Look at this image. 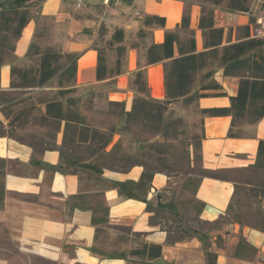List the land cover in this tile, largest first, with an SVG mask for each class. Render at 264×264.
I'll return each mask as SVG.
<instances>
[{"label":"crops","instance_id":"1","mask_svg":"<svg viewBox=\"0 0 264 264\" xmlns=\"http://www.w3.org/2000/svg\"><path fill=\"white\" fill-rule=\"evenodd\" d=\"M133 1L86 0L79 8L75 0L42 1L40 13L51 16L54 23L64 27L65 37L60 40L62 50L78 54V86L106 81L96 79L98 53L95 45L101 32L109 37L115 28H122L123 44L127 45L141 27L146 11L165 17L164 27L149 28L152 34L146 38L147 44L161 43L166 30L178 29L186 3L184 0H142L143 8L135 9L130 18L123 21L120 15L123 3L132 4ZM252 1V6L245 10L213 6L214 25L223 28L222 44L242 38L244 26H248L253 36V23L260 6L256 0ZM199 19L200 5L193 2L189 28L194 31L196 52L205 50ZM33 33L34 21L28 20L15 43L14 53L19 58L27 52ZM139 54L137 47L127 45L126 66L112 78L116 90L110 93L109 99L123 100L127 110L132 104L128 91L130 75L138 68L146 72L151 96L165 97L162 63L146 65L144 61L138 67ZM210 78L222 89L206 92L223 91L226 95L199 97L198 110L227 107L229 96L237 94L239 77L224 76L222 66H218ZM9 89L10 65L3 64L0 66V90ZM200 117L202 167L225 172L251 171L259 141L264 140V115L255 121L238 123L234 131L240 134L235 137L228 136L230 114L201 113ZM6 120L0 111V121L6 123ZM38 139L0 134V159L4 160L0 167V189L3 190L0 264H28L26 258L30 255L50 264H208L207 252L216 254L214 264H264V231L237 221L221 223L206 237L192 234L168 240L160 224L150 223L152 213L142 199L146 196L152 201L156 192L168 185L170 176L167 174L155 172L150 189L139 193L124 182L138 181L143 170L141 165H134L127 171L103 168L101 174L78 166L62 168L59 151L42 149ZM55 141L61 142V131ZM115 184H121V189ZM251 185V182L241 183L233 178L203 176L193 194L199 205L198 218L214 222L227 216L229 204L237 195L235 190L241 186L248 190ZM258 197L264 211V197Z\"/></svg>","mask_w":264,"mask_h":264},{"label":"trees","instance_id":"2","mask_svg":"<svg viewBox=\"0 0 264 264\" xmlns=\"http://www.w3.org/2000/svg\"><path fill=\"white\" fill-rule=\"evenodd\" d=\"M31 0H11L9 2L0 1V66L11 63L14 43H10V38L14 40L19 37L23 27L29 20L28 2ZM240 10L246 8L241 6ZM190 17L183 12L178 29L166 30L161 43L143 42L144 57L147 64L162 63L165 97L154 98L150 94V87L146 78V72L138 68L134 72L133 83L137 94L132 99L131 108H125L123 100H109V104L119 107L118 119L123 122V130H129L131 125L144 123L150 125L151 130L162 136L168 135V131L173 125L180 121H165L166 110L175 102L181 100L183 104H189L199 97L204 96H225L223 91L206 92L210 90H221L222 86L215 80H210L194 88L196 75L202 70L208 61L217 60L223 67L224 76L237 75L239 86L237 94L229 96L230 105L227 107H213L199 110L208 115L230 114L232 116L231 126L228 136L235 137L239 133L234 131L235 126L245 120L255 121L264 115V39L250 36L248 26H244L243 36L235 42L222 44L223 28L216 27L212 14L205 16L202 14L198 22L204 35L205 50L196 52L194 32L189 28ZM165 17L156 14H146L141 18V27L136 32L137 39H146L149 28L164 27ZM179 30H188L190 38L187 44L180 42ZM124 32L122 28H115L109 37L104 32L99 34V39L95 45L97 50L96 79L97 81L109 82L112 78L123 71L126 61V47L123 46ZM34 42L31 43V46ZM177 45V46H176ZM176 46V47H175ZM177 51V55L175 52ZM38 55L36 62L28 66L10 67V88L24 89L46 87L55 77L61 81L58 84L56 94L41 98L42 107L41 119L51 121L54 124V131L47 134V138H39L38 145L42 149H56L59 151V165L62 168L82 167L96 174L103 172L105 162H91L79 154V150L85 148L89 152V157L111 158L115 145L110 150H106L112 141L114 127L108 132L87 123L81 110L78 107V98L67 96L75 91L79 86L76 83L77 53L59 51L54 52L49 49L34 52ZM60 59L63 61L60 62ZM213 71L207 70L203 74V80L209 79ZM63 79L66 84H62ZM5 115V114H4ZM1 124V121H0ZM61 131V142L56 143L57 134ZM192 145V152L187 150L181 157L168 162L163 156H155L152 165L146 161L132 159L129 157H119L117 162L109 166L113 170L126 171L134 165H141L143 170L138 181H126L125 185H130L137 192H145L150 189L151 181L155 172L167 173V170L174 169L180 163L190 166L192 162L201 163V138ZM77 151V153H76ZM164 154V150H159ZM184 160L185 162H182ZM1 165L4 160L0 159ZM129 164V167L127 165ZM160 166V169L156 168ZM207 176L219 177L217 171L205 169ZM251 171L262 177L259 184L249 187L251 195L264 197V140L259 141L257 157L251 166ZM193 180L192 177L188 181ZM200 178L197 179L194 191ZM121 189V184H115ZM193 191V192H194ZM237 192V190H235ZM3 190H0V204ZM158 195L155 206L151 205L146 196H142L146 202V209L152 214L149 221L152 225L160 224L157 220L160 211H169L174 214L175 206L172 201H165ZM103 206H101L102 210ZM231 208V203L229 205ZM106 210V209H105ZM264 217V212L262 213ZM105 221V220H101ZM162 227V226H161ZM167 239L172 240L170 231L166 228ZM264 231V228H262ZM201 238V237H200ZM216 254L207 252L208 264H214Z\"/></svg>","mask_w":264,"mask_h":264},{"label":"rangeland","instance_id":"3","mask_svg":"<svg viewBox=\"0 0 264 264\" xmlns=\"http://www.w3.org/2000/svg\"><path fill=\"white\" fill-rule=\"evenodd\" d=\"M0 1L9 2L11 0ZM42 1L43 0H31L28 2L29 20L34 21V33L29 48L23 57L19 58L14 51V57L12 55L8 57V59H12V64L16 66L29 67L34 64L38 58V55L34 54L37 47L39 51H44L45 49L58 53L59 51H63L60 47V40L65 37L64 27L61 24L54 23L51 16H44L40 13ZM50 1L52 0H49V2ZM184 1H186L184 11L189 14V17L190 6L193 2L200 5V16L202 14H205V16L212 14L214 5L239 8L243 6L249 8L253 3L252 0ZM142 8V0H134L132 4L124 2L121 7L123 12H120L122 20L127 21V18H130L135 9L140 10ZM146 14L148 13L145 11L143 15ZM179 32L181 33H179L181 38L180 42L187 44L190 38L189 31L179 30ZM151 34V31H149L147 36L150 37ZM17 39L14 40L10 38V43H14L15 45ZM32 42H34V45L31 46ZM143 42H145L146 46V39H137L135 35L127 44L137 47L140 51L137 61L138 67H141L145 61L144 47L142 46ZM127 45L124 44L123 46L127 47ZM62 61L63 60L60 59V62ZM5 64H9L10 67L12 65L11 63ZM218 66L220 65L217 60L208 61L206 66L196 75L194 88L197 89L201 84L214 80L212 78L203 80V74L207 70L214 71ZM134 72L130 75L128 83L131 102L135 94H137L136 87L133 83ZM60 82L59 78L55 77L46 87L0 90V111L2 115L5 114L4 117L7 119L6 123L1 121L0 134L8 133L26 140L42 137L47 138V134L54 131V124L51 123V121H43L41 119L42 109L40 100L46 96L56 94L58 91L57 86ZM62 84H66L65 79H63ZM114 90H116V82L113 79L109 82L79 86L75 91L67 95L69 97L78 98V107L87 123L105 130L106 132H108L111 127H114L112 141L106 149L110 150L112 146L115 145L111 158H101L98 156L89 157V152L85 150V148L80 149L79 154L91 162H105V164L102 165L103 168L111 169L109 166L116 163L119 157L138 159L152 165V160L155 156H163L168 162H172L173 159L181 157L187 150H189L190 153L192 152L193 147L191 143L196 142L201 135V112L198 110L196 100L189 104H183L182 101L179 100L166 110L165 121L178 120V118H181V120L177 121L173 127L169 129L168 135L162 136L151 130L150 125H145L144 123L133 124L129 130L121 129L123 122L117 117L119 107L109 104V95ZM236 132L240 134L239 131L236 130ZM159 150H164V154H160ZM182 162L185 161L182 160ZM127 167H129V164ZM156 168L160 169V166H156ZM215 171H217L216 175L219 176L217 178H233L241 183L251 182L259 184L262 180V177L253 171ZM167 173L170 175L168 185L156 192L152 201L147 200V198L146 200L151 205H156L158 195H161L163 200L167 202L172 201L174 203L176 208L174 214L169 211H160L157 217V220L160 221V226L164 229L167 228L173 239L192 234L206 237L209 232L213 231L214 227L221 226V223H228L229 221H237L242 225H248L261 230L264 228V217L262 214L264 211L259 204V195H251L245 186H241L236 192L237 195L234 197V202L231 203V208H229L230 210L227 212L228 215L221 217L226 218V220L220 218L214 222H206L198 218L197 210L199 205L193 197L195 192L194 186L197 179L200 178L201 180L203 176H207L203 175L206 174V172L203 171L201 163L192 162L190 166H187L186 163H180L177 170L170 169L167 170ZM189 177H192L193 180L188 181ZM26 261L28 264H50L37 260L34 255L28 256Z\"/></svg>","mask_w":264,"mask_h":264},{"label":"built area","instance_id":"4","mask_svg":"<svg viewBox=\"0 0 264 264\" xmlns=\"http://www.w3.org/2000/svg\"><path fill=\"white\" fill-rule=\"evenodd\" d=\"M260 6V11L256 15L255 24L253 27V36L264 39V0H256ZM108 3L109 0H104ZM76 6L83 7L86 4V0H75ZM138 14V12H136Z\"/></svg>","mask_w":264,"mask_h":264}]
</instances>
